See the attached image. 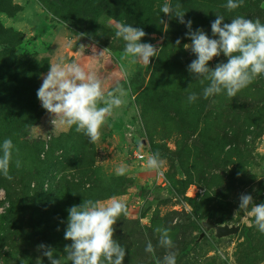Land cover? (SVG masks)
Segmentation results:
<instances>
[{"label":"rangeland","instance_id":"obj_1","mask_svg":"<svg viewBox=\"0 0 264 264\" xmlns=\"http://www.w3.org/2000/svg\"><path fill=\"white\" fill-rule=\"evenodd\" d=\"M165 2L0 0V144L11 138L19 149L12 179L0 175V264H50L40 244L71 264L64 251L71 244L64 239L67 209L111 197L128 208L114 226V238L126 248L123 264H157L169 251L177 264H264V233L239 209L242 194L264 203V75L234 98L205 99L209 81L187 70L196 59L184 47L191 44L188 29L161 12ZM168 2L180 4L192 30L210 38L216 15L224 23L237 16L264 23V0H244L233 11L227 0ZM117 23L143 29L141 42L160 49L148 66L122 58ZM61 61L94 73L105 94L117 84L128 91L127 103L114 110L95 144L74 126L55 128L37 97L42 76ZM220 62H227L223 54L209 67ZM191 93L198 96L193 103ZM132 136L145 137L146 145L130 142ZM151 147L164 160L159 172L146 168ZM121 164L131 170L117 176ZM207 212L239 221L238 233L220 242L205 234L184 253L203 231L199 219ZM157 228L170 230L174 248L159 245ZM149 240L154 255L145 251Z\"/></svg>","mask_w":264,"mask_h":264},{"label":"clouds","instance_id":"obj_2","mask_svg":"<svg viewBox=\"0 0 264 264\" xmlns=\"http://www.w3.org/2000/svg\"><path fill=\"white\" fill-rule=\"evenodd\" d=\"M243 2L244 0H227L225 7L233 11L241 7ZM161 12L169 18H178L181 24L186 25V36L191 44H185L184 47L196 56L187 70L201 83L209 81L202 93L205 99L222 93L234 98L264 75V23L259 19L237 16L230 23H224V16L216 15L211 23L213 38H210L203 29L192 30L193 22L184 19L185 12L181 11L180 4L173 6L166 0ZM146 35L139 27L117 23L115 37L125 42L122 58L130 59L133 64L148 66L150 58L157 57L160 49L151 43H142L141 39ZM180 43L177 39L176 44ZM105 50L99 54L102 55ZM221 54L227 58V62L217 63L214 68L209 67V62ZM42 81L37 97L41 106L53 117L51 123L55 128L58 125L69 128L74 126L77 133L86 135L93 144L100 140L101 130L107 125L114 110L127 103L128 91L123 85L117 84L105 94L102 81L76 62L61 61L51 64L48 73L42 76ZM197 99L196 93H191L188 97L189 103ZM14 151L19 153L11 138L4 139L0 144V175L9 180L12 179L10 166ZM15 165L19 168L21 161L17 159ZM163 165L164 160L158 151L148 155L147 169L159 172ZM130 170V166L121 164L116 169V175H126ZM239 200V209L253 218L254 225L264 233V203H253L250 194H242ZM67 211L69 215L64 239L71 241L64 249L67 261L71 264H123L126 248L114 238V226L122 215H128L126 202L116 197H111L107 202L88 199L83 200L80 205L71 206ZM155 231L160 234L161 247L174 248L169 229L157 228ZM38 248L44 250L43 255L50 264H63L61 257L54 258V249L50 246L40 244ZM145 251L155 254L150 240ZM38 262L40 264L39 260ZM157 264H177L176 253L167 252L162 261L157 260Z\"/></svg>","mask_w":264,"mask_h":264},{"label":"water","instance_id":"obj_3","mask_svg":"<svg viewBox=\"0 0 264 264\" xmlns=\"http://www.w3.org/2000/svg\"><path fill=\"white\" fill-rule=\"evenodd\" d=\"M131 134V132H130ZM132 139H130V142ZM139 142L141 145H146L145 137H140ZM203 231L200 230L198 236L193 240L192 244H189L184 250L186 253L193 247L198 241H200L205 234L209 235L213 241L220 242L227 238H233L238 233L241 224L237 220L228 221L227 219L218 220L211 212H207L199 219Z\"/></svg>","mask_w":264,"mask_h":264},{"label":"trees","instance_id":"obj_4","mask_svg":"<svg viewBox=\"0 0 264 264\" xmlns=\"http://www.w3.org/2000/svg\"><path fill=\"white\" fill-rule=\"evenodd\" d=\"M3 47H4L3 45H0V48H3ZM132 143L140 145V146H145V145H141L137 138L132 139ZM149 150H150L151 153H154V152H157V151L160 153V151L157 148H155V147H151ZM55 222L58 223V220L55 219ZM246 229L247 228H245V230Z\"/></svg>","mask_w":264,"mask_h":264},{"label":"flooded vegetation","instance_id":"obj_5","mask_svg":"<svg viewBox=\"0 0 264 264\" xmlns=\"http://www.w3.org/2000/svg\"><path fill=\"white\" fill-rule=\"evenodd\" d=\"M133 138H137V137H134V136H132Z\"/></svg>","mask_w":264,"mask_h":264}]
</instances>
